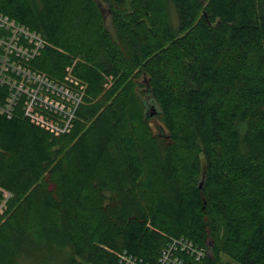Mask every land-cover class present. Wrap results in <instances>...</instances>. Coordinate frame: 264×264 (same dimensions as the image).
I'll list each match as a JSON object with an SVG mask.
<instances>
[{"label":"trees","instance_id":"obj_1","mask_svg":"<svg viewBox=\"0 0 264 264\" xmlns=\"http://www.w3.org/2000/svg\"><path fill=\"white\" fill-rule=\"evenodd\" d=\"M0 12L49 43L36 69L88 85L69 133L0 113V264H153L174 236L210 247L201 264H264V0Z\"/></svg>","mask_w":264,"mask_h":264},{"label":"built area","instance_id":"obj_2","mask_svg":"<svg viewBox=\"0 0 264 264\" xmlns=\"http://www.w3.org/2000/svg\"><path fill=\"white\" fill-rule=\"evenodd\" d=\"M48 44L41 33L0 12V113L11 117L19 108L31 122L59 136L73 128L88 85L70 66L61 79L33 66L32 61ZM12 195L0 186L1 221ZM210 250L184 236H174L153 264H201ZM118 257L121 264H152L128 251Z\"/></svg>","mask_w":264,"mask_h":264},{"label":"rangeland","instance_id":"obj_3","mask_svg":"<svg viewBox=\"0 0 264 264\" xmlns=\"http://www.w3.org/2000/svg\"><path fill=\"white\" fill-rule=\"evenodd\" d=\"M102 4V3H101ZM102 9H103V11H104V14H105V17L107 18L108 17V14H107V6L104 4H102ZM171 16H172V21H173V24L175 25V26H178L179 25V17H178V13H177V11H176V9L173 7V9H172V13H171ZM110 87V86H109ZM109 87H107V88H109ZM157 124H160V122H159V120H157V119H155L154 121H153V125H154V127L156 128V125ZM6 219V215L4 216V219L2 220V221H4ZM35 253H36V251H34ZM34 254V253H33Z\"/></svg>","mask_w":264,"mask_h":264},{"label":"water","instance_id":"obj_4","mask_svg":"<svg viewBox=\"0 0 264 264\" xmlns=\"http://www.w3.org/2000/svg\"><path fill=\"white\" fill-rule=\"evenodd\" d=\"M200 186H202V184Z\"/></svg>","mask_w":264,"mask_h":264}]
</instances>
